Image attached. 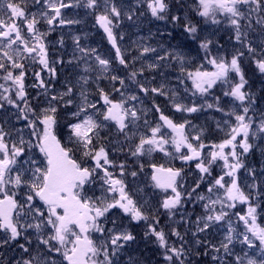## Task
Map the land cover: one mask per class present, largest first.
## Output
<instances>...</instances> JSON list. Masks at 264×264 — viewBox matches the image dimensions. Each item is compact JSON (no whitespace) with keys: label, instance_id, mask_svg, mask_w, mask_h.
Returning <instances> with one entry per match:
<instances>
[{"label":"snow or ice","instance_id":"snow-or-ice-1","mask_svg":"<svg viewBox=\"0 0 264 264\" xmlns=\"http://www.w3.org/2000/svg\"><path fill=\"white\" fill-rule=\"evenodd\" d=\"M35 2L40 4V0ZM80 3L81 0H43L44 10L39 13L28 11L25 0H3L0 6V249L15 245L22 253L18 259H9L0 251V264H117L121 251L134 242L136 236L117 223V218L110 215L113 210L126 216L129 223H147L144 236L155 238L163 250L165 264H192V256L208 254L207 251L194 253L190 250L185 239L191 231L187 227L190 223L195 227V231H191L192 237L213 228L224 229L225 235L218 244L195 240L197 246L203 245L204 249L217 253L212 257L216 264H228L227 257L233 258V264H264V225L258 223V216L264 215V180L258 183L255 171L248 169L244 162L247 154L258 147L255 139H264V113L260 114L258 123L250 115L255 112L256 99L249 90L251 86L241 64L247 52L258 71L264 74V0H195L193 10L206 24L219 25L223 20L233 29L234 39L240 47L230 55L223 53L222 45L211 38L214 33L198 36L202 29L187 13L170 16L168 0H145L153 17L164 20L170 16L172 23L182 25L193 40H199L204 62L212 70H207L205 64L186 67L189 62L181 52L164 49V55H160L156 47L147 45H140L138 56L127 59L126 50L118 43L123 40V34L115 29L122 17L131 20L134 11L131 8L122 10L114 0H85L84 6L88 9H102L96 22L107 34L114 49V59L102 58L94 48L80 47V37H73L81 53L78 59L85 60V75L79 77L78 88L66 82L63 91L55 90L52 80L56 77V65L64 61L50 58L47 37L54 25L79 23L65 19L62 10ZM182 7L179 5L177 11ZM41 21L49 26L48 32L40 30ZM257 26L261 37L259 44L252 37ZM63 42L61 37L59 43L62 45ZM147 54L155 56L153 62H142L136 68L137 61H143ZM85 58L94 59L101 73L107 74L109 81L119 83L120 87H115L114 83L111 92L97 87L98 98L92 102L85 86L92 78L88 73L93 67ZM73 59L77 60L76 57ZM173 61L179 65L183 79L192 82L193 96L208 94L221 82L228 86L224 96L233 98L234 103L239 102L236 105L239 112L233 109L225 113L229 118L234 117V122L231 119L224 121L227 130L220 142L205 143L202 128L196 135H190L195 129L191 121L177 122L154 101L153 109L159 114L155 125L149 126L143 135L132 131L146 113L143 108L138 109L130 103L138 101L139 96L127 93L125 78L115 74L120 66L124 70L131 69L127 79L135 82L140 93L168 97L175 112L197 113L205 107L180 102L178 93L166 84L153 87L146 79L149 85L146 87L138 79L145 71H155L163 77V69ZM37 66L39 71L35 70ZM29 69L35 80L30 86L26 84ZM230 74H234L235 79ZM29 87L39 89L35 97H30ZM112 93H117L120 98L115 99ZM215 100V105L207 104L206 107L224 112L219 106L220 98L215 97ZM101 101L102 105L98 107ZM8 106L15 109L11 115L16 121H24V127L16 128L9 116L4 115ZM62 113L72 118L64 125L70 130L66 140H62ZM109 122H114L125 141H138L128 147V154L133 157L150 156L158 151L172 159L178 156L186 163L195 161L198 181L190 191L183 192L179 184L183 169L151 165L153 186L165 194L171 191V195H165L159 204L169 219L175 217L194 194L195 200L204 202L205 214L194 222L185 219L184 213L180 214L185 232L176 227L165 231L158 216L152 215L153 209L147 201L138 202L135 194L129 191L123 178L125 163L117 164L110 159L109 150L101 143L100 133ZM143 122L149 125L148 120ZM220 127L217 123V128ZM205 149L209 151L205 152ZM117 150L124 151V148L112 149ZM217 166L219 172L213 175ZM109 168H118L119 174ZM241 169L252 178L250 185L241 186ZM131 176H137V172H131ZM201 185H205L206 194L197 193ZM97 190L99 195H96ZM237 204L246 206L243 214L232 213ZM230 213L242 222L244 232H237ZM21 239L24 243H20ZM236 243L251 249L252 253L234 254ZM221 252L223 256L219 255ZM129 264H133L131 258Z\"/></svg>","mask_w":264,"mask_h":264},{"label":"rangeland","instance_id":"rangeland-1","mask_svg":"<svg viewBox=\"0 0 264 264\" xmlns=\"http://www.w3.org/2000/svg\"><path fill=\"white\" fill-rule=\"evenodd\" d=\"M174 2V4H177L176 2H179L180 0H172ZM136 2L138 3H142V7L145 4V0H137ZM3 0H0V6H2ZM85 0H81V3L79 6H74L72 8H70V10L74 11V19L77 20L79 18H91L93 10L92 9H88L87 7L84 6ZM25 4L26 7L28 8V6L30 5V8H28V11L32 12V13H39L40 11L44 10V6H43V0H40V4H37L35 2V0H25ZM187 5H188V9L193 12L196 13L193 10V6L195 5V0H187ZM126 7L123 8V10H125ZM144 13L146 12L145 10L140 11L139 10V16L136 19H131L128 20L126 18H123L120 20L119 22V26L120 29L125 27L128 31H134L135 34V39H139L141 40V38L144 36L145 33L148 32H156L157 28L162 27L160 24L162 23L160 19L154 17V20H150V21H146L145 17H142L140 15V13ZM63 15V14H62ZM198 16V15H197ZM222 19V18H221ZM125 21V22H124ZM128 21V22H126ZM93 24V23H91ZM73 25V24H70ZM148 25H154L153 27H150ZM67 26V25H65ZM65 26H59L58 25H54V29L55 30H60L62 27ZM167 26V25H166ZM165 26V27H166ZM164 28V27H163ZM202 35L204 34H210V33H214V35L211 36L212 39H214L215 41H217L220 45H222V51L225 54H231L233 53L236 49H238L240 46L236 43L235 39H234V32L233 29L227 25L226 21L222 20V23L219 25H213L211 23H205L201 26ZM55 30H52L51 32H54ZM48 32V30H47ZM59 33V31H57ZM50 33V32H49ZM183 34L186 36L188 35L186 32H184L183 29ZM82 36L81 33L77 34L74 31H67V30H63L60 32L59 34V38L51 43V47L52 45L55 46L60 52L61 55L59 57H56L52 54L53 58L55 59H62L64 61L63 64L67 63L70 65V72L67 73L66 75H64V79L66 80L64 83L63 82H59L60 83V87H54L55 90H59V91H63L66 82L76 85V87L78 88L79 85L77 84V81L79 80V77L81 75H85V73L83 72V67H84V63L85 60L83 59H78L81 56V53L77 50L76 46L73 48L71 45H73L74 39L73 37L75 36ZM79 36V37H80ZM61 37H63V44L61 45L59 43V40L61 39ZM252 37L255 41L256 44H259L260 42V35H259V27L257 26V31L255 33H252ZM88 38V36H87ZM146 38V37H145ZM147 39V38H146ZM193 40V39H191ZM194 41V40H193ZM70 42V51H67V46L68 43ZM80 42V41H79ZM140 45H147V46H152V47H156L157 51L160 55H164V49H167L169 51L171 50H176L177 51V44H172L171 46L169 44L166 45H160L159 44H151L148 45L147 43H143ZM83 46V48H88L90 49V45H80ZM53 49V48H52ZM199 49V46H198ZM195 50H197L195 48ZM201 50V49H199ZM200 54L203 53V51H199ZM50 54V58H52L51 53ZM139 54V51H138ZM137 54V56H138ZM213 54H216V50L213 49ZM76 57L77 60H74L73 58ZM88 60V63H90L92 65L93 68H96V75L99 74L100 69L98 67V65L96 64L94 59H90V58H85ZM155 59V56L153 54H147L146 58L143 61H137V66L136 68H139L141 66V63H151L153 62V60ZM203 59V56H202ZM69 60H73V63H68ZM245 62L248 61H252L251 57L248 55V53H245V57L242 60ZM253 62V61H252ZM192 62H189V65ZM200 64H205V68L207 70H212L210 65H207L204 61H202V63H198L196 64V66H199ZM60 67L62 64H58ZM188 64H186V67H189ZM255 65V64H254ZM36 71H39V67L37 66L35 68ZM63 68L62 71L63 72ZM31 71L32 69H29V76L26 79V84L27 85H31L33 83H35V80L33 79V77L31 76ZM57 71H59L56 67V74ZM254 73H256L255 70H252ZM94 74L95 71H92L91 73H88V75H90L92 78L89 80L88 85L85 86L87 92L89 93V99L92 102H96V100H93L91 97V87H90V83L92 82V80L94 79ZM44 75V74H42ZM128 74L124 76L125 80L130 82V83H126V89H127V93L129 94H134V95H138L139 96V100L138 101H131V104L136 105V107L138 109L143 108V99L141 97V95L139 94L140 92L138 91V89L136 88V84L132 83L131 81H129L127 79ZM154 77V79H153ZM230 77L232 79H235V75L233 76V74H230ZM45 78L47 79V77L45 76ZM138 79L140 80L141 83L145 82V80H149L151 81V86L153 87H158L161 83L166 84L167 87L169 89L174 90L175 92L178 93V100L182 103L185 104H192V103H196L197 105H205V107H203V109L197 113H191L192 117L189 118V113H179L181 116L184 115L183 119H187L189 121H191V124L195 126V129L190 131V135H196L197 134V130L199 129H204L203 132V139L205 143H213V141H215V138H219V140H222L224 138V133L227 130L226 128H224V121L231 119L232 122H234V117L229 118L228 116L225 115L226 112H229L233 109H235L237 112L240 111L239 108L236 107V105L239 104V102H233V98L228 97V96H224V91L228 90V86L222 84L221 82H218L217 85L210 90V93L208 94H204L203 96H201L199 93H197L195 96L192 95V91L194 90L193 87L188 88L190 85H192V82L190 80L187 79H183L182 74L179 71V65L176 62H171V64L167 67H165L163 69V77L158 75L157 72L155 71H145L143 73L142 76L138 77ZM183 79V83H181V80ZM55 81V79H53ZM52 80V82H53ZM149 86V85H147ZM30 97H35L36 93L39 91V89H34L29 87L28 88ZM75 91V89H74ZM215 97H219V106L221 108H223L225 111L224 112H220L217 111L215 107L213 108H207L206 105L207 104H216V100ZM168 99V97H166ZM169 100V99H168ZM170 102V101H169ZM171 103V102H170ZM264 106V105H263ZM98 107H101L98 104ZM255 107V112H250V115H252L254 117V119H256V122H259V116L261 113H263L261 111V109L258 107L257 103L254 105ZM74 110V108L72 109ZM15 111L14 108H12L11 106H8V113L11 115V113H13ZM146 113V112H145ZM12 116V115H11ZM67 119L64 120V122L62 123V131H63V137H65L67 139L68 133H69V129L64 126L66 125L68 122H70L72 120L71 116L68 115L66 116ZM144 119L148 120L149 125H145L144 124ZM182 119V120H183ZM13 120H15V118H13ZM158 119H153L152 117H149L148 115H145V117H143L136 125V127L134 129H132V131L134 133H138L140 135L146 134L148 131V127L149 126H154L155 123L157 122ZM17 123V128H22L24 127V121H16ZM217 123L220 124V128H217ZM209 127H213L212 131H209V133H207L205 131L206 128ZM221 129H224L223 131ZM220 131L224 132L221 133ZM25 136L27 137V131H25ZM101 137L103 138L101 143L104 144V146L109 150V155H110V159L114 160L113 158H118V156L120 155L121 151L117 150V151H112L113 148H117L119 149V145L118 142H120V139L122 136L121 133H119L117 131V128L114 124V122H109L108 127L106 129H104L103 131H101L100 133ZM207 137H209L210 140L207 139ZM138 141L136 139H133L131 142H128V145L130 146V144H135ZM216 142V141H215ZM220 142V141H218ZM216 142V143H218ZM255 143L258 145V147H256L252 152H250L249 154H247L246 157H249V167L248 169H253L256 173V181L259 183L261 180H264V151H262V149H264V139H261L259 137H257L255 139ZM169 151H172L171 148H169ZM209 151V149H205V152ZM128 154V153H127ZM255 154H258V160H257V156H255ZM134 159V164H135V169L134 171L137 172V176L133 177L131 176V172L130 170H126L125 176L123 177L125 179V183L128 185V189L130 192L134 193L138 202H144L147 201V204L149 206H153L154 210L159 209V211H161V221L162 218L166 219L168 221V226L166 228V230L170 227H176V228H181V213H184L183 208H181L179 210V212L177 213V215L175 217H172L171 219H169L168 215L166 214V211L162 208H159V204L160 202H162V200L164 199L165 195H171V194H165V193H161L159 190L155 191V187L153 186L151 180H150V173H149V168L151 166V164H153V162L156 160H161L162 162H164L165 166H170L174 161H178L180 160L178 156L175 157V159H172L168 156H166L164 153L162 152H154L152 153L150 156L149 155H145V156H141V157H133ZM115 161V160H114ZM181 161V160H180ZM92 165V162L89 161V166ZM141 165H143V168H141ZM247 165V164H246ZM216 168H219L218 166ZM109 171H113L116 174H119V169L118 168H109ZM189 175V173H188ZM240 180H241V186L243 187L245 184L250 185L252 183V178L248 175L247 171L245 169H241L240 173ZM186 178L183 179L182 181V185L185 186L186 184V189H189V185H188V178H187V173H186ZM183 186V187H184ZM97 189L99 188V182L96 185ZM182 187V188H183ZM247 191V189H245ZM91 194V193H89ZM100 192L97 190L96 195H99ZM202 194H206V193H202ZM193 200V199H192ZM200 207L203 208V203L201 201H198ZM240 205V204H237ZM184 207H186V205H184ZM204 210V208H203ZM116 212H112L115 213V218H117V223L121 224L123 226H126L128 228V230H132L134 228H136V226H141L144 221H141L139 223L137 222H131V224L128 226L129 224V219L120 214L117 210H115ZM240 213L243 214L244 211H246V206L244 205V207L239 209ZM259 211V210H258ZM203 213H205V210L203 211ZM111 215V214H110ZM114 217V214L112 215ZM263 216V215H262ZM120 217V218H119ZM123 217H125L126 219H124ZM187 217L185 216V219ZM230 218L233 221V226L237 229V232H244V226L243 224L241 226H237L236 225V218H233V215L230 214ZM166 221V222H167ZM192 222H194L195 220L192 219ZM166 222H163L164 225H166ZM141 223V224H140ZM146 225V229H147V223L144 222ZM258 223L264 225V221L261 223L259 221V216H258ZM109 227H111V225H108ZM188 228H191V231H195V227L193 224H189L187 225ZM222 231H224L223 228H220ZM186 228L184 229L185 232ZM219 230V229H218ZM191 231L188 232V234L185 236V239L187 241V244L190 246H194L195 248H197L198 246L195 244V240L196 239H202L203 238V234H198L196 237H192L191 235ZM225 232V231H224ZM31 233V230H30ZM99 235V234H96ZM144 235H142L143 237ZM32 240H33V250L35 253V237L34 234L32 235ZM95 238V236H94ZM142 239V238H141ZM141 239L137 242H130L128 245L125 246V248L121 251L119 257H118V261L117 264H129V258H131L133 264H146V259L147 257L150 255V251L154 249V247H143V252L144 255H142L141 250H140V241ZM172 240H175V237L171 238ZM140 242V243H139ZM22 243H24L23 239H22ZM238 246H242L243 247V253L244 252H248L249 254L252 253L251 249L246 248L244 245L237 243ZM158 245V244H157ZM133 246H137L138 247V255H137V260H135V258L131 255V254H136V250ZM12 248V249H11ZM10 249L6 248V249H0V251L2 252H11L9 255L6 254V256L9 259L12 258H20L22 253L20 251V249L18 247H16L15 245L12 246ZM162 250V249H161ZM163 251V250H162ZM243 255V254H242ZM257 255H259V251L257 250ZM25 258H27V256L25 255ZM57 258H58V254H57Z\"/></svg>","mask_w":264,"mask_h":264},{"label":"trees","instance_id":"trees-1","mask_svg":"<svg viewBox=\"0 0 264 264\" xmlns=\"http://www.w3.org/2000/svg\"><path fill=\"white\" fill-rule=\"evenodd\" d=\"M181 12H182L181 9L178 12L175 7L170 6V16L171 15H177V14H181L182 15ZM92 15H93V18H91V22L95 23L96 22V16L98 15V12H95ZM88 21L89 20H87V22ZM96 28H97V26L95 25V27L93 29H94V32H95L96 35L102 33L99 29H96ZM122 34H123V40H122V42L120 44L122 46V50H126V52H127V47H129L128 48L129 50H133L135 48V40L132 39L131 32L128 31L125 28L124 31L122 32ZM105 41H106V39H105ZM98 43H101V46H99ZM93 47H94V49H104L105 46L103 45V40H101L100 37L95 38L93 40ZM132 56H133V54L130 53V54H127L126 58L129 59V57H132ZM66 66H68V65H65V67ZM120 69L121 70L118 71L115 74L123 76V75L128 73V70H124L123 66H120ZM59 70L61 71L62 68H60ZM69 72H70V70H65L63 72H60L59 78L57 80L61 79V77H63L64 75H66ZM103 79H104L103 80L104 81V85H102L101 88L107 86V88H105L104 90L108 91V92H111L112 88L108 87V83H106L105 77ZM145 97L147 99V103L149 104L150 110L154 113V115H157L158 113H156L154 111V109H153V101L155 102V104H158L160 106V108L164 111V113L166 115H169L170 117H172V119L176 120L177 122L181 120V117H177L176 116L177 112H175V110L172 108V105L165 98V96H153V94H149L148 96H145ZM64 119L65 118L63 117V119L61 121L64 122ZM207 138H209V137H207ZM185 167L189 168L190 171H191V172H189L190 184L194 187L195 183L198 181V178H199L198 171L195 168H191L192 165H190V164L185 165ZM213 175H216L215 174V170H213ZM188 191H190V189ZM197 193H199V194L206 193L205 185H201V188L197 190ZM194 197H195V194H194ZM187 207L200 210L201 212L204 211L203 208L200 207L198 201L195 200V198L188 203ZM261 219H262V221H264V215L262 216ZM224 235H225V232L222 231L221 229L218 230L216 228H213V229H210L209 231L203 233V238L201 240L202 241L207 240V241H211V243H213V244H218L223 239ZM202 251H207L208 254L207 255H202V254L201 255H196L195 257L191 258L192 259V264H216V262L213 261L212 257L214 255H217V253H213L210 250L204 249L203 245L198 247L197 250H196V252H202ZM234 254L242 255L243 254V247L242 246H238V244L236 243L235 247H234ZM153 255L155 257V254H153ZM219 255L223 256V253L221 252V253H219ZM227 261H228V264H233V258L232 257H227ZM154 264H158V261H156Z\"/></svg>","mask_w":264,"mask_h":264},{"label":"bare ground","instance_id":"bare-ground-1","mask_svg":"<svg viewBox=\"0 0 264 264\" xmlns=\"http://www.w3.org/2000/svg\"><path fill=\"white\" fill-rule=\"evenodd\" d=\"M56 52L59 53V50H57ZM105 88H107V86L103 87V89H105ZM62 116H63V113H62ZM63 117H66V116H63ZM62 140H66V138L63 137ZM183 211H184L185 216L187 217L186 219H190V220H192V219L196 220L197 217L203 216L205 214V213L201 212L200 210H197L194 208H189V207H183ZM165 231H168V229L167 230L165 229ZM140 242L139 243L142 246H146V247H153V246L157 245V243L155 242V239L153 237L148 238V237L143 236Z\"/></svg>","mask_w":264,"mask_h":264}]
</instances>
